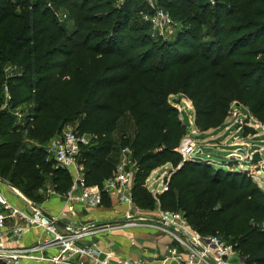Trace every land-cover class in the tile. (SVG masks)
<instances>
[{
    "label": "trees",
    "instance_id": "16d2710c",
    "mask_svg": "<svg viewBox=\"0 0 264 264\" xmlns=\"http://www.w3.org/2000/svg\"><path fill=\"white\" fill-rule=\"evenodd\" d=\"M159 2L182 24L173 37L153 35L138 0H0V178L34 202L48 189L66 193L72 175L48 145L73 123L89 138L77 156L89 184L103 186L129 147L134 201L153 210L150 173L182 163L161 207L234 244L247 264H264V189L248 168L204 155L183 161L187 128L169 100L188 96L201 130L221 125L234 100L264 122V0Z\"/></svg>",
    "mask_w": 264,
    "mask_h": 264
},
{
    "label": "built area",
    "instance_id": "2783aa9c",
    "mask_svg": "<svg viewBox=\"0 0 264 264\" xmlns=\"http://www.w3.org/2000/svg\"><path fill=\"white\" fill-rule=\"evenodd\" d=\"M145 19L158 28L162 36L170 37L169 34L175 33L172 29V16L164 8L155 7L152 12L146 14ZM170 28L171 31H169ZM13 112L19 118H23L25 114L20 111V108ZM192 128L197 133L196 127L192 126ZM82 141L84 137L78 133L74 124L67 123L60 135L53 138L48 145L50 156L54 158L57 165L69 170L72 175V185L64 195L66 201L70 204L80 202L91 209L100 206L103 203V195L109 194L114 196L118 203L125 204V217L128 219L118 223L78 227L71 221H64V217H67L66 212L50 214L42 204L34 203L32 200H25L23 206L13 203L7 198L3 183L7 184L6 188L11 193L24 196L18 189L0 178V206L3 207V211L0 212V261L9 264H26L33 260L40 264H150L146 260H115L114 251L99 255L96 245L86 241L89 235L99 229L114 230L138 225L139 221L134 217H137L141 209L135 207L133 197L135 176L132 169L128 168L130 150L123 148L121 161L114 175L100 187L87 182L83 166L78 161L77 156ZM179 152L182 154V151L179 150ZM230 157L233 160L239 159L236 154H231ZM184 159L188 160L187 157ZM180 165L165 166L159 174L158 182L146 181V186L156 198L155 210L158 217L165 224L175 226L172 233L184 249L182 255L178 248H170L175 264H242L243 258L234 244L226 242L218 235L201 234L182 212L161 207L158 193L168 188L171 175ZM53 193L56 192L52 191L51 194ZM8 219L12 220L10 228L7 227ZM32 227L40 229V237L27 246L18 245L24 233ZM262 227L264 229V221Z\"/></svg>",
    "mask_w": 264,
    "mask_h": 264
},
{
    "label": "crops",
    "instance_id": "0c3cea01",
    "mask_svg": "<svg viewBox=\"0 0 264 264\" xmlns=\"http://www.w3.org/2000/svg\"><path fill=\"white\" fill-rule=\"evenodd\" d=\"M166 165L157 168L151 172L147 178L148 183L158 182L160 173ZM6 182V181H5ZM4 192L7 198L13 203L23 206L24 195L11 193L7 190V184L3 183ZM8 187V186H7ZM109 197V203H102L96 208L88 209L80 202L68 203L66 198L59 193L50 194L43 203V206L50 214H59L66 212L67 217L64 221L78 227L97 226L105 223H118L128 219L125 217L126 206L118 203L114 196L105 194ZM156 207V206H155ZM3 207L0 206V212ZM139 224L122 229H99L86 238L89 243H94L97 247V253L104 255L108 251H114L115 260L133 259L146 260L150 264H175V260L170 251L171 247L178 248L183 255L184 249L175 239L172 231L175 226L165 224L161 220L155 209H141L137 217ZM131 219V218H129ZM11 219L7 221V227L10 228ZM40 229L32 227L24 233L23 239L18 245H29L40 237ZM17 245V243H12ZM26 264H40L37 261H29Z\"/></svg>",
    "mask_w": 264,
    "mask_h": 264
},
{
    "label": "rangeland",
    "instance_id": "374dc122",
    "mask_svg": "<svg viewBox=\"0 0 264 264\" xmlns=\"http://www.w3.org/2000/svg\"><path fill=\"white\" fill-rule=\"evenodd\" d=\"M114 1H116V3L119 4L125 0H114ZM211 1L214 2V0ZM138 4L140 5H135L134 7H138L142 5L144 6L145 10H148L142 13L141 15L142 20L150 25V30L154 36L160 35L161 31L158 28H155L145 19L146 14L152 12L155 7L162 8V5L160 4L159 0H142V2L138 0ZM59 14L63 18L64 26L67 29L71 30V28L74 27V22L70 18L68 12L65 11L64 8H59ZM172 19H173L172 29L174 32H176L177 28L179 26L181 27L182 24L180 20H178L177 18L172 17ZM169 31H171V28L169 29ZM163 32H165V30ZM174 34L173 33L169 34V36L173 37ZM169 100L173 105H175L178 108L180 117L186 124V128H187L186 134L182 137L177 148L178 151L179 150L182 151L181 155L183 157L182 158L183 161H186L184 159L186 157L188 159L187 161H192L191 159H196V158H202L206 160L204 156H210L213 160L211 163L215 164V166L222 165L223 168L230 167L231 169L248 168L247 172L251 176L252 180L255 181L258 185H260L264 189V163H259V164L255 163L251 161V157H250L253 150L264 148V122H262L258 117H256L245 103L234 100L230 105V110L227 117L225 118V120L221 125L217 127H211L207 130H201V128L196 127L197 133H195L191 128V124L192 123L195 124V110L193 107L192 100L184 93L171 94L169 96ZM23 106L25 105H22V107ZM240 106L247 110L245 115L241 114L242 112L238 108ZM74 126L76 129L77 125ZM79 134L82 137H84L85 140L84 144H87L89 140L87 135H84L81 132ZM242 148L246 150L245 153H242L240 151V149ZM199 151H201V153H198ZM231 154H236V156L239 159L236 158H234V160L231 159L230 157ZM129 159L130 161H128L129 162L128 168L132 169V172L135 176V172L137 170L136 162L132 161L131 156L129 157ZM164 165L168 166L170 164H164ZM164 165H159L154 170H157V168H160ZM52 191L54 190L48 189L49 194L47 198L52 193ZM161 192L162 191H160V193ZM66 193L61 195L64 197ZM160 193H158V195ZM22 195L24 194L22 193ZM46 199L43 200L42 202H34V201L33 202L43 205V203H45L48 200ZM135 207L139 209H143L136 202H135ZM177 211L183 213L182 210H177ZM1 262L5 264H9L2 260ZM242 264H247L244 258Z\"/></svg>",
    "mask_w": 264,
    "mask_h": 264
},
{
    "label": "water",
    "instance_id": "95a60500",
    "mask_svg": "<svg viewBox=\"0 0 264 264\" xmlns=\"http://www.w3.org/2000/svg\"><path fill=\"white\" fill-rule=\"evenodd\" d=\"M238 104V102H237ZM193 127H196L195 124L192 125ZM240 151L242 153H245L246 150L245 149H240ZM198 153H201V151H199ZM251 161L255 162V163H264V148L261 149H255L253 150V152L251 153ZM31 211V209H30Z\"/></svg>",
    "mask_w": 264,
    "mask_h": 264
}]
</instances>
